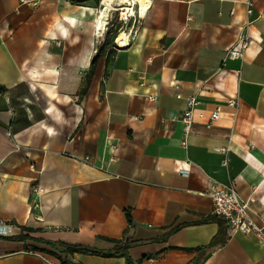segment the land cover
Segmentation results:
<instances>
[{
	"label": "crops",
	"instance_id": "obj_1",
	"mask_svg": "<svg viewBox=\"0 0 264 264\" xmlns=\"http://www.w3.org/2000/svg\"><path fill=\"white\" fill-rule=\"evenodd\" d=\"M98 1L0 0V264H127L64 246L111 240L133 264H264L208 194L233 184L264 219V0H153L124 47Z\"/></svg>",
	"mask_w": 264,
	"mask_h": 264
},
{
	"label": "built area",
	"instance_id": "obj_2",
	"mask_svg": "<svg viewBox=\"0 0 264 264\" xmlns=\"http://www.w3.org/2000/svg\"><path fill=\"white\" fill-rule=\"evenodd\" d=\"M22 2H31V0H21ZM134 1V0H133ZM153 1V0H151ZM251 6V3H249ZM134 9L133 13H129L126 10L121 17L125 22H129L130 20H134L136 14L138 18H140V7L137 3H133L131 6ZM251 12V10H249ZM133 18V19H132ZM136 30L133 33H129V43L131 39L135 38ZM123 35V34H122ZM119 38V37H118ZM117 38V39H118ZM116 44L120 47V44L116 41ZM250 41L247 34H243L240 38V41L236 46L231 48L228 51V57L231 58H240L243 57L244 51L249 46ZM2 91L0 90V94ZM238 101L233 98L229 100L230 106H236ZM200 101L197 96H191L187 98V107L183 111L182 121L184 122V131H185V139L182 141V145H187L186 137L191 132V127L195 122V111L199 106ZM221 118V110L220 108L213 111L208 117L207 125L211 126L214 122L218 121ZM224 150V149H219ZM224 165H228V159L226 158L223 161ZM180 174L184 176L189 175V170L182 169L179 171ZM42 189L35 190L36 192H41ZM208 194L212 199V213L216 216L222 217L227 222V227L230 233L241 232L247 235H254L260 243H264V219L261 224L256 223V221L252 217L253 210L251 208V203L254 201L253 198L243 199L238 191L235 189L233 184H224L218 181H212L208 188ZM36 205V203H35ZM10 229L9 226L4 225L3 221L0 220V233L6 234L8 233L6 230Z\"/></svg>",
	"mask_w": 264,
	"mask_h": 264
},
{
	"label": "rangeland",
	"instance_id": "obj_3",
	"mask_svg": "<svg viewBox=\"0 0 264 264\" xmlns=\"http://www.w3.org/2000/svg\"><path fill=\"white\" fill-rule=\"evenodd\" d=\"M101 2L102 0H99L97 2L98 9L101 7ZM137 3L138 6L141 8L144 7L146 1L140 0L137 1ZM113 7L114 8L111 10L110 16L107 20V25L105 26V30L103 31V40L105 43L104 45L117 46L116 44L117 38L122 36V34H124L122 37L126 39V34L128 35L129 33H133V31L136 28L135 26H138L140 24V19L136 14V17L134 18L135 21L130 20L129 22H125L123 19H121V17L124 16L122 13L125 11L121 10L120 7L116 5H114ZM146 11L147 10L144 8H143V13L141 12V10L139 11L141 18L144 17Z\"/></svg>",
	"mask_w": 264,
	"mask_h": 264
},
{
	"label": "bare ground",
	"instance_id": "obj_4",
	"mask_svg": "<svg viewBox=\"0 0 264 264\" xmlns=\"http://www.w3.org/2000/svg\"><path fill=\"white\" fill-rule=\"evenodd\" d=\"M137 1L140 0H102L99 10V20L97 23L98 32L102 33L105 30V26L107 25V20L110 16L111 10L114 8L113 6L116 5L120 7L123 11H128V14L131 12H134V9L131 8L133 3H137ZM146 3L144 4V7H141L140 10L143 13V8L148 10V8L151 6L152 1L151 0H144ZM140 4V3H139ZM138 5V3H137ZM125 12H123L124 14ZM124 35V34H123ZM122 35V36H123ZM120 36L117 39V42L120 44L121 47L127 46L129 44V37L126 34V39L124 37Z\"/></svg>",
	"mask_w": 264,
	"mask_h": 264
},
{
	"label": "trees",
	"instance_id": "obj_5",
	"mask_svg": "<svg viewBox=\"0 0 264 264\" xmlns=\"http://www.w3.org/2000/svg\"><path fill=\"white\" fill-rule=\"evenodd\" d=\"M126 216H127L128 222L132 224L133 220H132V216L129 210L126 212ZM111 241L116 243V247L113 249V251H102L96 248L80 246V245H64V246H66L67 251L71 254L74 252H81L85 254L102 255L105 257L124 256L126 257L127 264H133L131 260V256L128 252L129 246L125 243H122V241L120 240H111ZM216 241H217L216 238H214L212 240V244H214ZM61 245L63 246V243H61ZM63 264H80V263H74L66 259L65 261H63Z\"/></svg>",
	"mask_w": 264,
	"mask_h": 264
}]
</instances>
